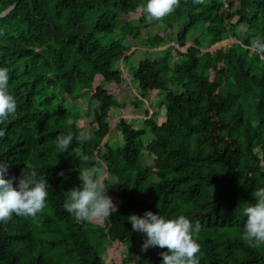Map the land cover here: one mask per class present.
Masks as SVG:
<instances>
[{
    "label": "trees",
    "instance_id": "trees-1",
    "mask_svg": "<svg viewBox=\"0 0 264 264\" xmlns=\"http://www.w3.org/2000/svg\"><path fill=\"white\" fill-rule=\"evenodd\" d=\"M146 3L0 0V67L9 69L19 106L0 125V164L16 187L24 170L51 186L36 219L0 222V264H163L167 249L142 251L147 236L128 221L148 211L201 222L200 264H264V247L241 239L239 209L256 203L252 193L264 187V59L248 48L264 38V0H181L161 21L148 20ZM188 43L185 52L173 46ZM138 47L145 57L124 72ZM154 92L164 94L161 124L140 106ZM128 105L145 117L143 127L119 117L113 131L121 144L111 145L104 141L111 111ZM82 129L90 141L58 151V135ZM96 159L119 179L106 192L117 211L103 223L77 222L64 209V193L82 187L78 170Z\"/></svg>",
    "mask_w": 264,
    "mask_h": 264
},
{
    "label": "clouds",
    "instance_id": "clouds-1",
    "mask_svg": "<svg viewBox=\"0 0 264 264\" xmlns=\"http://www.w3.org/2000/svg\"><path fill=\"white\" fill-rule=\"evenodd\" d=\"M195 4H204L205 0H193ZM181 6V0H147L143 6V12L147 14L149 21H161L171 16ZM247 31L246 25H240L237 32L243 35ZM248 48L264 59V38H254ZM10 74L7 67H0V125H5L9 118H15L18 112V103L10 92ZM6 127L0 128V138L5 137ZM92 139L91 133L82 129L78 133L58 135L53 143L61 153L67 152L75 140L78 144H84ZM84 162L90 160L84 156ZM8 166L0 164V222L7 223L13 215L23 218L36 219L47 207L50 195V185L46 176H38L35 170L23 171L19 179L18 187L14 186V179H5ZM80 188H72L64 193V209L72 214L77 222L103 223L117 211L113 199L106 194L111 186L120 184L116 176H112L107 170L103 160L96 159L89 166L78 170ZM64 175L63 172L60 173ZM256 203H244L239 206L246 217L241 239L249 247H264V187L258 188L252 193ZM128 221L133 230L144 233L147 240L143 244L142 251L150 247L167 249L162 252L163 264H200L201 245L198 242L201 232V222L193 224L186 216L166 219L162 215L151 211L143 217L131 215ZM136 259H139L137 257Z\"/></svg>",
    "mask_w": 264,
    "mask_h": 264
},
{
    "label": "rangeland",
    "instance_id": "rangeland-1",
    "mask_svg": "<svg viewBox=\"0 0 264 264\" xmlns=\"http://www.w3.org/2000/svg\"><path fill=\"white\" fill-rule=\"evenodd\" d=\"M225 18L228 21H230V22L235 21V19L232 17V14H231L230 11H228L226 13ZM232 42H233L232 39H228V40H226L224 42H221L219 44L214 45L213 47H211L210 49H207L206 51L213 52L216 49L226 47L227 45H229ZM173 46H174V48L176 50H178L180 52H185V49L189 46V43L184 48H180L177 44H174ZM138 48L140 49V51H137L135 56H133L132 58L129 59L128 64H126V63L124 64V68H123L124 72H126L127 70L128 71H132V68L133 67L135 68L134 64H137L140 60H142L143 57H145V54H144L145 53V48H143V47H138ZM125 68H126V70H125ZM126 75H123L122 83H124V81H126L125 80L126 79ZM127 83L130 84V86H131V81L130 80L127 81ZM168 87L170 89L175 90V87H173L171 84H169ZM132 88L134 90L133 93H135V95L138 96V94L136 93L137 92V84L133 83L132 84ZM152 94H153V98L151 100L144 101L140 105L141 106V110L142 111L147 110L149 112L148 117L151 115V117H153V119H154V121L156 123L161 124L164 121V118H165V111H164L163 108H159L158 104L164 99V94L163 93L160 94V93H156V92H154ZM136 98L138 100H140L138 97H136ZM76 103H80V100H78L77 102H73L72 106H74ZM85 106H86V104L84 102H82L81 103L82 110H84L86 108ZM111 112H112L111 113V117L109 119V124H110V128H111V132H110L111 136H107L104 139V141L109 140L111 145L112 144H116V143L121 144V136H120V134L118 133V131L117 132L113 131L114 126H115V122L118 120L119 117L125 118L126 121L131 122L132 125L135 128H142L143 127L142 120L145 117H142V116L140 117V116L134 115L133 112H132V108L129 105L126 108H124L122 111L113 110ZM78 124H79V126H83L82 121L78 122ZM109 258H110V254L107 255L106 262L109 261Z\"/></svg>",
    "mask_w": 264,
    "mask_h": 264
}]
</instances>
